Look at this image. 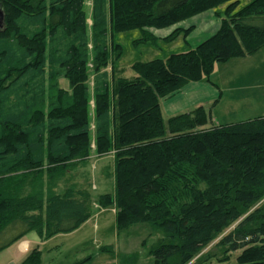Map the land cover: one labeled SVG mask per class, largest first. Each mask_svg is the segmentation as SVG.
I'll return each instance as SVG.
<instances>
[{
  "label": "trees",
  "instance_id": "trees-1",
  "mask_svg": "<svg viewBox=\"0 0 264 264\" xmlns=\"http://www.w3.org/2000/svg\"><path fill=\"white\" fill-rule=\"evenodd\" d=\"M224 5L217 32L194 48L136 63L133 79L107 72L122 55L115 33L140 30L149 42L157 39L149 29L176 26L167 41L188 37L195 27L179 24ZM239 5L93 0L89 34L85 0H0V252L33 231L46 240L74 232L96 204L114 207L119 232L137 224L160 230L154 264H191L220 237L194 264L223 254L217 262L230 264L239 251L236 264H264V116L206 128L202 106L167 123L161 109L162 99L209 77L216 64L264 48V0ZM93 151L114 155V194L94 201L83 186L53 190ZM22 264H41V252Z\"/></svg>",
  "mask_w": 264,
  "mask_h": 264
},
{
  "label": "rangeland",
  "instance_id": "rangeland-1",
  "mask_svg": "<svg viewBox=\"0 0 264 264\" xmlns=\"http://www.w3.org/2000/svg\"><path fill=\"white\" fill-rule=\"evenodd\" d=\"M239 1L240 5L238 9L241 10L254 0ZM226 6L224 5L217 10L205 12L197 16L195 20L186 21L185 26L190 25L191 27V25H196L195 32L193 31L194 33L188 37L180 35L172 41H167L166 37L171 34L172 28L176 26L166 29H149L151 33L156 30L166 33V30L172 29L164 38L156 36L157 39L155 41L149 42L141 41L143 35L140 30L115 33L114 36H111V41L113 44L120 45L122 55L114 65L116 69L115 73H112L114 71L112 67L106 68L107 72L110 73L111 77L133 79L138 75L133 69L136 63L167 60L172 54L188 51L190 44H199L217 32L220 18L216 14V11L224 12ZM92 9L93 0H85L89 34H91ZM199 20L203 25V29H205L204 26L212 27L215 23L216 25L212 30L204 32L202 27L196 23ZM254 55H257V53L252 56ZM259 55L263 56V59L259 61V64L261 63V76L256 74L246 78V76H241V73L233 75V73L228 72L229 68L225 70L224 64L219 63L215 65L209 77H204L199 82L188 84L178 95L170 99H162L161 109L165 122L167 123L170 117L175 116V114L180 115L193 112L201 107L198 105L199 103H210L208 106H202L209 111V123L206 128L214 125L213 122H216V119H218L219 124L226 125L264 116V94L257 96L256 93L253 95V98L248 99L242 95L241 84L237 82L242 81L245 88H258L253 84H256L257 77L264 80V76H262L264 73V50ZM254 59L242 62V65L245 66V71L252 69L255 65ZM235 61L236 63H240L239 60ZM89 68L92 69V64H89ZM234 81L235 83H233ZM90 85L93 86V75L90 79ZM60 87L65 91H70V82L66 79H61ZM216 100L217 104L214 102ZM252 100H256V102L254 101V103L250 104ZM91 107V116L94 118L93 100ZM100 158L103 157H98L96 152L93 151L91 158L87 162L67 173L56 183V187H53L55 188L53 190L59 192L73 184L83 186L89 189L94 201L102 194H114V159L107 158L100 160ZM43 180L44 190H49L47 177L43 176ZM94 209L96 211L93 216L72 233L60 234L46 240L36 231L31 232L29 238L36 239V244L30 247L31 251L29 253L21 252L19 246L23 238L0 252V264H22L34 249H38L41 252V264H120L121 261L128 263L129 259L132 262L131 264H154L151 251L162 238L160 230L150 224H137L126 231L119 232L114 207L100 209L95 204ZM233 229L234 227H231L227 233ZM220 239L221 237L204 250L191 264L196 263L199 257L211 251L214 244ZM104 247H109L111 251H104ZM240 253L241 251L235 252L230 256V264H236V258ZM225 257L226 255L223 254L207 264H220L217 260Z\"/></svg>",
  "mask_w": 264,
  "mask_h": 264
},
{
  "label": "crops",
  "instance_id": "crops-1",
  "mask_svg": "<svg viewBox=\"0 0 264 264\" xmlns=\"http://www.w3.org/2000/svg\"><path fill=\"white\" fill-rule=\"evenodd\" d=\"M195 18H197V17H195ZM195 18H193V19H191V20H195ZM186 22H184V23H182V24H180V25H178L177 27H181V28H183V29H187L188 27H190V25H187V26H185L186 24H185ZM196 23H198L201 27H202V30L204 31V32H207V31H210V30H212L214 27H215V25H216V23L212 26V27H207V26H204L205 27V29H203V25L201 24V21L199 20L198 22H196ZM191 26H194L195 27V29H196V25L194 24V25H191ZM176 27H174V28H172L173 30L175 29ZM172 29H170V30H166V33L165 32H161V31H158V30H156V31H152V33L155 35V36H158V37H161V38H164L166 35H167V33H169V32H171V30ZM195 32V31H194ZM194 32H192V33H194ZM191 33V34H192ZM198 45V43L197 44H190V48H189V50L191 49V48H194L195 46H197ZM262 50H264V49H261V50H259L258 52H257V55H254V56H252V55H250V56H246V57H244V58H236V59H233V60H231V61H229V62H227V63H225L224 65H223V67H224V69L226 70V68H229L228 69V72L230 73H233V75H236L237 73H241V76H246V78H249V77H252V76H254V75H259V76H261V73H260V64H259V61L260 60H262L263 59V56L262 55H259L260 54V52H262ZM187 52V51H186ZM259 55V56H258ZM257 56V57H256ZM246 58H248V59H246ZM255 58V59H254ZM252 60V59H254L253 60V62L255 63V65L252 67V69H249V70H247V71H245L244 70V68H245V66L244 65H242V62H246V61H248V60ZM235 60H239L240 61V63H236V61ZM259 69V70H258ZM215 71H216V68H215ZM262 76H264V73H263V75ZM242 80V79H241ZM61 81V80H60ZM239 84H241V89H242V95L243 96H245L246 98H248V99H251V98H253V95L254 94H256L257 93V96H260V94H264V80H263V78L262 79H259L258 77H257V81H256V84H253V85H255V86H257L258 88L257 89H251L250 87L249 88H245L244 87V85H243V82L242 81H237ZM233 83H235V81L233 82ZM232 83V84H233ZM229 89V88H228ZM261 89V90H260ZM179 93H176V94H174V95H172V96H170V97H168V98H166L165 100H167V99H170V98H172V97H174V96H176V95H178ZM254 101L256 102V100H252L251 102H250V104L251 103H254ZM214 102H216V104H217V100L216 101H214ZM210 103H205V104H202V103H199L198 105H200V106H208ZM215 104V105H216ZM177 113V112H176ZM175 116H176V114H175ZM173 117V116H172ZM251 119H254V118H251ZM213 124L214 125H221V124H219V122H218V119H216V122H213ZM107 158H112V159H114V156H113V154H111V155H108V156H105V157H103V158H100V160H102V159H107ZM116 212V211H115ZM29 236H31V234H29V235H27V236H25V238L23 239V240H21V243H20V246H19V248H20V250H21V252H23V253H29L30 251H31V245H35L36 243H35V241H36V239H34V238H29ZM29 238V239H28ZM38 241V240H37Z\"/></svg>",
  "mask_w": 264,
  "mask_h": 264
},
{
  "label": "water",
  "instance_id": "water-1",
  "mask_svg": "<svg viewBox=\"0 0 264 264\" xmlns=\"http://www.w3.org/2000/svg\"><path fill=\"white\" fill-rule=\"evenodd\" d=\"M4 26V12L0 9V28Z\"/></svg>",
  "mask_w": 264,
  "mask_h": 264
}]
</instances>
